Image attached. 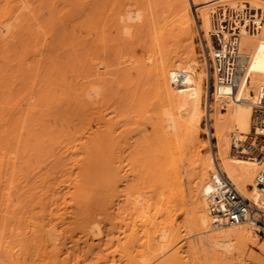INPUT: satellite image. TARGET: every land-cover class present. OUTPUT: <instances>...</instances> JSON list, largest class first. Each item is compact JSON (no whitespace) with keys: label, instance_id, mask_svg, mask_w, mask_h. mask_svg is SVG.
Listing matches in <instances>:
<instances>
[{"label":"bare ground","instance_id":"obj_1","mask_svg":"<svg viewBox=\"0 0 264 264\" xmlns=\"http://www.w3.org/2000/svg\"><path fill=\"white\" fill-rule=\"evenodd\" d=\"M61 1L67 7L63 11L68 9L71 16H76L74 13L77 17L60 21L61 37H55L57 45H49L53 53L47 67L48 93L43 97L46 108L33 112L25 104L28 110L20 113L21 117L13 116L15 119L11 118L13 113L4 119V109L0 111V264H187L184 248H175L176 241L171 242L182 228L170 213L171 203L178 197L181 214H185V220L199 235V248L211 252L215 259L231 257L239 246L256 245L259 239L248 224L226 226L210 216L207 197L212 177L220 172L242 196L259 204L255 188L249 187L253 186L256 165L232 156L230 142L233 138L241 140L249 133L257 90L264 86V0ZM192 7L206 47L212 51L235 36L241 56L236 87L225 88L223 95L212 93L205 128L199 126L203 115L201 98L207 94L203 89L204 80L211 75L207 57H203L206 67L202 68L194 50ZM23 11L17 16L0 17L1 96L4 68L12 66L9 59L3 61L1 48L8 44L21 45L14 35L18 32L24 39L27 34L16 27L26 24ZM12 39L20 44L12 43ZM175 39L185 42L184 54L163 48L165 40ZM44 58L48 59L47 54ZM13 65L14 68L6 69H15L16 61ZM34 66L32 70H42L39 62ZM30 72L28 75H32ZM213 79L216 86L214 75ZM110 84L117 89L124 88L121 93L124 101L137 99L138 108H143L148 99H155L154 136L144 144L149 153L144 165L150 171L161 173L162 183L169 190L170 195L161 208L166 214L163 226L147 220L149 207L139 205L137 197L127 191L136 175L127 173L122 163L136 153L138 145L124 139L121 133L115 134L113 125L122 120L105 118L103 89ZM22 97L17 98V104ZM34 113V119L38 116L44 119L39 122V130L35 128L39 132L32 136L39 149L37 165L31 167L27 163L17 168L14 158L5 159L1 145L6 142L16 148L28 139V134H23L26 125L32 124H26L25 119ZM197 129L211 137L210 146L198 159L191 177L183 183L169 148L181 132L190 135L197 133ZM112 149L114 152L110 153ZM108 155L116 163L109 171L101 166ZM101 172L106 175V187L112 192L99 199L92 196L97 194L93 183ZM15 174L22 175L27 188L16 201L10 195L14 180L10 177ZM105 198H111L109 204H105ZM136 218H140L139 226ZM259 242L258 249L264 256V238ZM89 258L94 261L86 262Z\"/></svg>","mask_w":264,"mask_h":264},{"label":"rangeland","instance_id":"obj_2","mask_svg":"<svg viewBox=\"0 0 264 264\" xmlns=\"http://www.w3.org/2000/svg\"><path fill=\"white\" fill-rule=\"evenodd\" d=\"M20 1L21 0H14V1L13 0H0V6H1L0 7V9H1L0 14H2V15H0V17L4 16V15L6 17L9 15H11L10 17H12L13 15L17 16V14L19 15L20 13H22L21 10L22 11L24 10L23 13H25V18H27L26 22H25L26 24L25 23L24 24H25V26H27L29 28L26 31L27 27H25L23 25H21L19 27L16 26L18 31L23 30L25 33L27 32V34L24 36V39H21L23 35H18V32L14 35V37L16 39H18L19 42L21 43L20 46L19 45L18 46H14V45L12 46V45L8 44L6 47H5V45H3V47L1 48V55L4 56L3 61L8 62L5 60L7 58V59H9V64L10 65L12 64V66H8V67H10V68L13 67L14 66L13 64H15V61H16L15 69H13L14 71L11 70L10 68H9L10 70L9 69L7 70L6 68H8V67L5 66V68H4L5 71L3 72L4 78H2L3 79L2 81H4V80L5 81L1 83V85H2L1 86V91H2L1 93L3 94V96L0 95L2 98L0 100H2L3 102L1 101L2 104L0 103V111L2 109H4L3 112L1 111L3 118L5 117L4 119H6L8 117L10 118L12 113H13V115L11 116V118L21 117L23 114H20V113H23L24 111L28 110L27 107L31 108L33 112L35 110L38 111L39 108H41V107H43V109H44V107L46 108V105L43 106L45 103L43 97H45L48 93V86H47V76H48V72H49V70L47 68L48 67V60H49L50 56H52V53H53V51H52V48H53L52 46L54 45L53 43H55L57 45V41H55V40H57L56 38L61 37L62 28L60 26V21L67 20L68 17L69 18L70 17H72V18L77 17V14H74V13H72V14L76 15V16H71L67 12L68 9L63 11V9H65L67 7L64 6V3L61 0H59V1L58 0H56V1H54V0H31V2H30V0H22L21 2L23 5L21 3H19ZM41 1H43V2H41ZM29 2L31 5L29 4ZM189 2H190V0H189ZM71 3H73V2H71ZM12 5H15L16 7H14L12 9V7H10ZM50 6H51V8H50ZM7 7H8V9H7ZM17 7H19V8H17ZM192 8H193V10H192L193 17L195 20V25L193 28V36H194L193 37V46H194V50H195L196 55L199 56V60H201L200 64L202 65V68H205L206 65L204 63L205 60L203 57H205V58L207 57V49L209 50V48L206 47V41L204 40V37H203L204 33L200 31V28H199L200 23L196 19L195 8L194 7H192ZM51 9L54 11V13ZM9 10H11V12ZM30 10L32 12H30ZM5 11H6V13H5ZM51 12L53 13L52 15H54V16L51 15ZM64 14L67 15V16L65 15L66 18L64 17ZM28 22H30V24ZM12 23H14V19H12ZM49 24H50V26H49ZM225 25H226V23H225ZM37 27H38V29H37ZM42 29H44V31ZM24 32H22V33H24ZM47 32H48V34H47ZM53 33H54V35H53ZM16 35H17V37H16ZM47 35H49V36H47ZM19 36H21V37H19ZM28 36H30V37H28ZM53 37L54 38L56 37V38L54 39ZM47 38H48V40H47ZM39 40H42L43 42L39 41ZM177 40H180V39L165 40V42L163 43L162 46L167 51L171 50V51L179 52L178 54H184V52L186 51V50H184L185 48H183L184 47L183 45L185 44V42H183L181 40L178 42ZM12 41H13L12 43H14V41H16V40L12 39ZM21 41H24L23 42L24 44H22ZM44 41H46V42L44 43ZM19 42L16 41L15 44L16 43L20 44ZM49 45H52V46H49ZM173 46H174V48H172ZM20 47H21V49H20ZM49 47L51 50L49 49ZM9 48H12V50H10ZM2 49H4V51ZM18 49H20V50H18ZM37 49H39L40 51ZM7 50H9L11 52H9ZM42 51L45 53L42 54V56H41V54H39V53H43ZM47 51H48V53H47ZM49 52H50V54H49ZM22 54H23V56H22ZM38 54H39V56H38ZM46 54H47L48 59L44 58L46 56ZM15 57H17V58H15ZM41 57L44 58L43 59L44 61L46 60L47 64H46V62H44L42 60ZM35 60H36V62H35ZM38 62L40 63V67H41L39 69H42V70L41 71L38 69L37 70L40 72L41 75L38 74L39 72H35L36 69L32 70V65H35L34 67H36L38 65ZM4 64L8 65V63H4ZM19 64H20V66L21 65L22 66L18 67ZM25 64H27V65H25ZM30 68H31V70H30ZM26 70H28V72L31 71L30 74H32V75H28V72ZM24 71H26V72H24ZM11 72H12V74H11ZM22 72L26 73V75L25 74L23 75ZM15 74H16V76H15ZM210 75H211V72H210ZM211 76L209 77L208 80L205 79L204 83H203V89H204V91H207V92H205L207 94H205V95L203 94V96L201 98V111H202L203 115L200 118L199 126L202 128L207 127V123H208L207 120L205 119L204 99H205L206 95H209L212 91ZM24 77H25V80L22 79ZM29 77H30V79H29ZM33 77H34V79H33ZM132 77H134V73L132 74ZM39 80H40V82H39ZM35 82H37V84ZM112 85L114 86V84H110V85H107L103 89L104 92H105V90L107 91V93L103 92L104 97H103V101H102L103 102L102 109H104V113L106 115L105 118L106 119L107 118H113V121H115L117 119L122 120V121L115 123L113 125V129L115 131V134L121 133V136H123L124 139L133 143V145H136V146L138 145L136 153L129 160L124 161L122 163V165L125 166L124 169L127 173H134L136 175L135 181L132 183V186L129 187L127 191H129L132 194V197H137L139 205H146L149 207V210H148L147 214L145 215L147 217V220L151 219L153 223H157V224L159 223L160 226H163L164 223L166 222V217H165L166 214L162 211L161 208H162V203H166V200L170 195L168 192L169 190H168V187L162 183L163 175L159 172L150 171L144 165V163L148 160L147 158H149V153H148L147 148L145 147L144 144H146V141L152 140V138L154 136L153 114H154V110H155V106H156L155 105V99L154 98L148 99L146 101L147 103L145 104V106H143V108H138L137 99H135V100L130 99L132 103H130L129 99L126 100L127 102L124 101L125 98L121 94L124 91V88H122V89L118 88L117 89L115 86L112 87ZM2 87H5V88L3 89ZM10 87H11V90H10ZM110 87H112L111 88L112 90L110 89ZM45 88H47V89H45ZM113 90H114V92H111ZM26 91L30 96L27 95ZM25 93H26L27 97H26V95H24ZM137 93H139V89L137 90ZM32 94H34V95L32 96ZM21 95L23 96L21 100H24V101L19 100L20 102H18L19 104H17V101H18V99H20ZM17 96H19V97H17ZM7 97H9V99H6ZM35 97H38L37 98L38 100L41 98V100L37 101ZM15 99H17V100H15ZM28 99H29V101H28ZM8 100L10 101V103H6V101L9 102ZM33 101H36L35 104ZM25 104H27L26 105L27 107H25ZM16 105H20V106H16ZM15 107H16V110H15ZM8 108L10 110H7ZM21 108H22V110H21ZM19 110H21L22 112ZM44 112L45 111H43L42 114H44ZM17 114H19V115H17ZM114 114H117V116L115 117ZM33 116H36V113L29 115L27 118L25 117L26 118L25 123L26 124L27 123L32 124L29 127H28V124L26 125L27 128L23 134V136H25L26 135L25 133H27L28 135H26V136L28 139L23 140V142L20 144V146L16 147V148H15V146H12V144L7 145L5 141H4L5 143H3L1 145V149H2L1 151L2 152L4 151L5 159L10 158V161H12L11 157L14 158L13 162H15L17 168L22 167V166H24V164H27V163L31 167L37 165L36 155H37V153H38L37 151H39V149L36 147L32 136H33V134H36L37 132H39L38 131L39 130L38 128L40 127L39 122H42L44 119H42L38 115H37L38 117H35V119H34ZM30 117H31V119H30ZM206 117H207V115H206ZM39 119H40V121H39ZM36 124L38 127L36 126ZM34 126H36V127H34ZM35 128H37L38 130ZM192 134L187 135L186 132H184V131L181 132L179 134L178 138L175 140L174 144L169 148V151L172 152L171 158L174 162V165L176 167H178V169L180 171L181 180L183 181V183H185L186 180H188L191 177V174L193 172L195 165L197 164L198 159L200 157H203L204 154H206V151L209 149V146H210L209 142L211 141V137H209L207 134H204L200 129H197V133L195 132ZM212 142H214V140H212ZM14 149H16V150H14ZM42 149L43 148H41V150ZM112 150H110V153L114 152V150L113 151ZM11 152H13V153H11ZM6 154H8V156L9 155L10 156L6 157ZM106 160H107L106 162L101 163L102 164L101 166L103 169L105 168L107 171H109V170H111L112 167H114L116 165V163L113 162L115 160L110 155H108V158ZM187 173H188V175H187ZM109 176H110V174H109ZM21 177H22V175H19V174L18 175L15 174L14 176L10 177L11 180L14 179L13 183L10 185V195H11L12 199L15 201L17 199L22 198L23 192L26 191V189H27L24 186V184H25L24 178L23 177L21 178ZM106 178L107 177L104 174V172H101L97 175V177L95 178V181L93 183V187L95 189H97V194L93 195L92 197L102 199L104 196L110 195L112 190L107 189ZM110 200H111V198L103 199L105 204H109ZM178 200H179V197L176 199V201L171 203V205H173V206L170 208V213H171V215H173L176 218V222L180 226L182 225V228L180 230L179 235L174 236L171 239V242L176 241L175 242V248H178V247L184 248V250L186 252L187 264H264V256L260 253V251L258 249V246H259L258 244H260L259 241H262V239L264 238L263 234H257V239H259V240H257L256 245L250 244V245L245 246V247L239 246L238 249L235 250L236 252L233 251V255L231 257L226 258L224 260L215 259L212 255V253L207 252V250L205 248H204L205 250L204 249L201 250V248H199V245L197 243V239L199 238V235H197V232L195 230H193V228H191L189 223H187V221L185 220V214H183V215L181 214V207L182 206H181L180 200L179 201ZM121 205L124 206L125 202L124 203L121 202ZM139 219L140 218H136L137 226L140 225ZM72 226L73 225H70L69 227H72ZM139 229H140V227H139ZM74 231L76 233V231H77L76 228L74 229ZM122 241H123V239H122ZM241 247H242V249H241ZM140 249L143 250V248H140ZM90 259L91 258L87 259L86 262H93L94 261V259H92V260H90Z\"/></svg>","mask_w":264,"mask_h":264},{"label":"built area","instance_id":"obj_3","mask_svg":"<svg viewBox=\"0 0 264 264\" xmlns=\"http://www.w3.org/2000/svg\"><path fill=\"white\" fill-rule=\"evenodd\" d=\"M234 39L225 41L212 51L207 49V64L211 72L212 91L204 99L206 112H210L212 93L223 95L224 89H235L238 66L241 56ZM213 75L216 86H214ZM231 95V92H229ZM209 122V120H207ZM230 154L253 162L256 165L253 186L259 200L258 205L245 198L236 186L222 173L217 172L212 177L211 190L207 197V209L216 221H223L227 225L248 224L256 234L264 235V86L257 90L256 101L250 118V131L241 140L232 139Z\"/></svg>","mask_w":264,"mask_h":264}]
</instances>
